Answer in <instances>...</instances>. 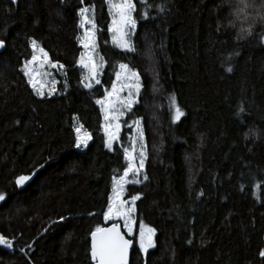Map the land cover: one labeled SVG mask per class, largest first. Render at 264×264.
I'll use <instances>...</instances> for the list:
<instances>
[{
	"label": "trees",
	"instance_id": "16d2710c",
	"mask_svg": "<svg viewBox=\"0 0 264 264\" xmlns=\"http://www.w3.org/2000/svg\"><path fill=\"white\" fill-rule=\"evenodd\" d=\"M237 1L135 0L137 51L125 52L112 43L104 0H0V235L13 244L0 246V264H93L90 233L106 224L136 120L147 179L125 196L140 197L134 231L154 229V247L142 253L132 236L129 264H264V18ZM92 5L105 65L86 89L79 9ZM33 40L64 66L52 95H37L22 71ZM120 63L143 87L109 150L96 100ZM171 96L184 113L175 122ZM76 121L92 137L82 150ZM20 175L32 177L23 188Z\"/></svg>",
	"mask_w": 264,
	"mask_h": 264
},
{
	"label": "snow or ice",
	"instance_id": "6c2138e0",
	"mask_svg": "<svg viewBox=\"0 0 264 264\" xmlns=\"http://www.w3.org/2000/svg\"><path fill=\"white\" fill-rule=\"evenodd\" d=\"M13 3L16 0H12ZM107 5L110 23L108 25V32L111 34L113 45L125 52H136L137 49L132 42V35L137 29V12L138 7L135 0H104ZM141 3L144 0H140ZM84 3V0H81ZM252 5L244 3L242 0L241 11L250 8ZM162 10V8H161ZM140 18L147 19L149 13L147 11L139 13ZM80 16V28L84 29V34L80 39V44L84 51L81 52L80 58L77 61L79 66L86 70L82 75L80 83L86 89L93 88V82L100 84V75L105 65V58L100 56L97 51V22L95 19V6H85L79 9ZM261 18H264L262 15ZM244 31V30H242ZM264 39V38H262ZM33 48V55L31 60H27L22 69L25 77H27L28 84L33 88V91L40 96L45 95L44 87L47 80L45 77L49 75L46 72L40 71L37 68V62L42 61L39 68L42 69L45 66H51L53 68L59 67L63 69V65L53 63L46 52L41 48L39 51L41 56L38 57L35 52L37 49L36 41L31 42ZM4 46V42L0 40V47ZM231 71V68L226 69ZM116 79L112 82L111 90L105 91L102 99H97L96 103L100 105L101 113L105 123L102 125L105 136V147L112 150V144L119 139L120 123L119 120L125 115L126 112L131 111L134 104L139 102L138 97L142 90L141 74L134 70L126 63H120L118 70L115 72ZM53 87L48 91V95H52L55 91V80L50 81ZM127 91V96H122L121 93ZM170 110L172 111V121L179 120L184 113L177 105L175 96L170 97L169 101ZM243 108L240 109L243 112ZM136 127L137 136L133 137V147L131 150L125 147L124 159L127 161V167L123 170V175L118 179L114 178L112 194L108 197V207L104 212L105 221L119 218L124 221L125 227L128 233L131 235L133 226V213L134 207H126L127 201L122 200L124 195L125 185L127 183H140L138 179H135L144 168V162L146 159V152L144 151V133L140 127V120L134 121ZM75 146L80 148L81 146H87L89 140L92 139L91 134L84 130L83 125L74 127ZM251 132V130H250ZM254 134V133H252ZM248 134H246L247 136ZM139 143V165L137 166L135 161L137 156L135 155L137 149L136 144ZM35 173H33L34 175ZM133 176V180L129 181L127 178L129 175ZM31 176L20 175L16 177L15 184L19 188H23L25 184L31 180ZM147 179V176H144ZM140 197L133 196L132 202L134 203ZM6 199L5 194H0V201ZM63 219V217L61 218ZM91 249L90 256L93 264H128L129 247L132 241L127 240L121 234L118 224H112L111 227H99L91 231ZM154 229L147 227L143 222L140 223L139 232V248L142 253H147L149 249L154 247ZM0 246L6 248H12V241L6 239L3 235H0ZM22 251V249H21ZM260 256L264 257V250L260 252Z\"/></svg>",
	"mask_w": 264,
	"mask_h": 264
},
{
	"label": "rangeland",
	"instance_id": "374dc122",
	"mask_svg": "<svg viewBox=\"0 0 264 264\" xmlns=\"http://www.w3.org/2000/svg\"><path fill=\"white\" fill-rule=\"evenodd\" d=\"M253 1V4H252V6L250 7V8H254L255 9V11H253V13H252V11H249V9L250 8H247V9H244V10H246V11H248V13L250 12L251 14H253L254 16H260V17H262L261 15H264V0H259V7L258 6H256L255 5V2H256V0H252ZM237 2H239L240 4H239V6L242 8V0H238ZM243 2L244 3H248V2H251L250 0L249 1H247V0H243ZM258 2V1H257ZM257 4V3H256ZM245 12V11H244ZM83 34H84V29H81V35H80V38L83 36ZM132 38V37H131ZM79 42H80V40H79ZM81 45V44H80ZM38 47H37V49H36V52H35V54L38 56V57H40L41 56V53H40V49H41V47L39 46V45H37ZM82 47V46H81ZM82 51H84V49L82 48ZM45 52V51H44ZM49 57V56H48ZM31 60V59H30ZM42 61H38L37 62V68L40 70V71H43V72H46V73H48L49 75H47L46 77H45V80H47L48 81V83H46V85H45V87H44V92H45V95H48L47 93H48V91L53 87V85L51 84V82L50 81H52V80H55V85H54V87H55V91H56V88H57V84H58V82L60 81V79H59V76L61 77L62 76V73H63V69H61V68H59V67H55V68H53V67H51V66H45L44 68H42V69H40L39 68V65H40V63H41ZM54 63V62H53ZM25 65V64H24ZM59 65V64H58ZM85 71L86 70H84V69H82V72H83V74H85ZM94 83V82H93ZM110 90H111V88H110ZM109 90V91H110ZM54 91V92H55ZM54 92H53V94H54ZM45 95H43V96H45ZM121 95L122 96H127V91H125V92H123V93H121ZM42 97V96H41ZM100 106V105H99ZM124 117V116H123ZM123 117H121L120 118V120H119V123H120V131H121V129H122V122H121V119L123 118ZM105 123V121L103 122V124ZM75 124V127H79L80 126V123L79 122H77L76 121V123H74ZM136 125H134V130H133V132H131V134H129L128 135V137H129V150H131L132 149V147H133V137H136L137 136V132H136ZM140 127H141V124H140ZM142 128V127H141ZM90 141V140H89ZM115 142L116 141H114L113 142V144H112V148H113V146H114V144H115ZM89 143V142H88ZM143 143H144V151H145V138H144V141H143ZM86 146H81L80 148H78V149H84ZM136 149H137V151H136V153H135V155L137 156V159H136V161H135V163H136V165L138 166L139 165V151L141 150L140 149V146H139V143H137L136 144ZM146 160V159H145ZM144 166H145V162H144ZM123 175V174H122ZM121 175V176H122ZM120 177V176H119ZM119 177H117V179L119 178ZM143 177H144V168H143V170L141 171V173L137 176V177H135V179H138L139 181H141L142 179H143ZM129 181H131V180H133V176L130 174L129 176H128V178H127ZM114 180V179H113ZM113 180H112V182H111V192H110V195L112 194V187H113ZM128 184H136V183H127L126 185H125V189H126V186L128 185ZM125 189H124V195L122 196V200H124V201H127V204H126V207H134L135 206V202L133 203L132 202V197L133 196H130V197H127V196H125ZM107 207H108V205H107ZM106 210H107V208H106ZM115 221H118V222H120L121 223V225H122V228H123V230L125 231V233L128 235V236H130V237H132V236H134L135 235V240H136V244H137V246L139 247V232H140V230H139V232H138V234L136 235L135 234V231H134V223H133V226H132V233H131V235L128 233V231H127V229H126V227H125V224H124V221L122 220V219H119V218H114V219H112V220H109V221H105V219H104V222L105 223H111V222H115ZM133 221H134V213H133ZM6 248V247H5ZM9 249H13V247L12 248H9Z\"/></svg>",
	"mask_w": 264,
	"mask_h": 264
},
{
	"label": "water",
	"instance_id": "95a60500",
	"mask_svg": "<svg viewBox=\"0 0 264 264\" xmlns=\"http://www.w3.org/2000/svg\"><path fill=\"white\" fill-rule=\"evenodd\" d=\"M17 1H18V0H16V2H15L14 4H16ZM11 2H12V0H11ZM12 3H13V2H12ZM0 48H1V47H0ZM114 223L119 225V228H120L121 234L124 236V238L127 239V240L132 241V244H131L130 247H129V254H128V264H129V262H130V257H131V253H132V250H133V248H134V241H133V239L125 233V231L123 230L122 225H121L120 222L106 223V224H105L104 226H102V227H104V228L111 227V225L114 224ZM90 249H91V235H90ZM90 257H91V256H90Z\"/></svg>",
	"mask_w": 264,
	"mask_h": 264
}]
</instances>
